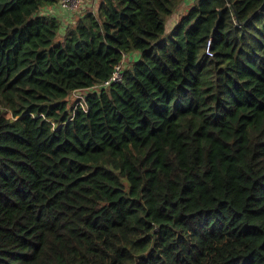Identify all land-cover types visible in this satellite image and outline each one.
Instances as JSON below:
<instances>
[{"label":"trees","instance_id":"trees-1","mask_svg":"<svg viewBox=\"0 0 264 264\" xmlns=\"http://www.w3.org/2000/svg\"><path fill=\"white\" fill-rule=\"evenodd\" d=\"M85 1L0 0V264H264V0Z\"/></svg>","mask_w":264,"mask_h":264},{"label":"crops","instance_id":"crops-1","mask_svg":"<svg viewBox=\"0 0 264 264\" xmlns=\"http://www.w3.org/2000/svg\"><path fill=\"white\" fill-rule=\"evenodd\" d=\"M101 0H90L89 2L86 0L85 3L83 4V8H85L86 6H90L92 5L94 7V9L98 8V5L100 3ZM197 0H177L175 7H174V12L173 14L167 19V24L169 23L170 25L168 26L170 29L176 24V22L179 20L180 17H182L184 14H186L188 12V10L190 9L191 6H193L196 3ZM60 6L57 5L56 8H51L49 9L48 14L50 13V15H57L59 17H61V19L64 22H68L69 19H72L71 15V11H66V10H62L60 9ZM74 12V11H72ZM66 15V17H65ZM77 15V14H75ZM168 28V29H169Z\"/></svg>","mask_w":264,"mask_h":264},{"label":"built area","instance_id":"built-area-1","mask_svg":"<svg viewBox=\"0 0 264 264\" xmlns=\"http://www.w3.org/2000/svg\"><path fill=\"white\" fill-rule=\"evenodd\" d=\"M84 1L85 0H60L59 6L66 11H75L81 6V4ZM210 44H211V40L208 41V47H207L206 51H207V54L209 56H213L214 53L211 50ZM125 58H126V55L124 56V59L120 63L115 65V69H114L112 75L107 80H105L100 85L94 86V88L99 90L101 88H108L113 84H117L119 82H122L123 77H124Z\"/></svg>","mask_w":264,"mask_h":264},{"label":"rangeland","instance_id":"rangeland-1","mask_svg":"<svg viewBox=\"0 0 264 264\" xmlns=\"http://www.w3.org/2000/svg\"><path fill=\"white\" fill-rule=\"evenodd\" d=\"M92 8L94 9V7H92ZM60 9H62V8L60 7ZM60 9H59V11H60ZM62 10H64V9H62ZM73 16H74V15H73ZM77 17H78V14L74 16V18H77ZM169 25H170V24L168 23V24H167V28H169V27H168ZM135 57H136V56H135L134 54L130 55V59H131V60H133ZM127 61H128V58H126V62H127ZM130 62H131V61H129V64H130ZM127 66H128V65H127ZM80 95H81L80 93H76L75 95L72 96V98L70 97V98H71V101L75 100V98L78 97V96H80Z\"/></svg>","mask_w":264,"mask_h":264}]
</instances>
